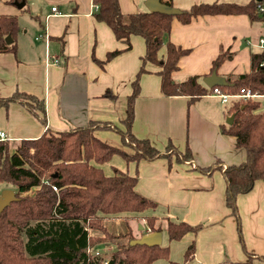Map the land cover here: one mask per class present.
<instances>
[{
    "label": "crops",
    "instance_id": "obj_1",
    "mask_svg": "<svg viewBox=\"0 0 264 264\" xmlns=\"http://www.w3.org/2000/svg\"><path fill=\"white\" fill-rule=\"evenodd\" d=\"M169 1L182 11L200 3L246 4L250 0ZM144 2L118 0L123 14L146 12ZM94 6L93 0H0V16H13L17 24L13 36L8 35L13 49L0 52V132L6 134L10 146H16L47 131H66L89 122L110 126L96 129L94 134L124 130L127 99L137 79L130 131L167 155L127 163L121 159L124 164L118 162L116 169L136 175L135 190L158 204L152 212L161 223L162 238L166 218L202 224L196 234L187 232L175 240L183 257L194 240L189 264L244 262L246 251L264 256V181H255L249 192L236 199L239 234L236 217L225 205L223 173L215 169L245 159V151L235 148L234 138L222 132L229 126L228 107L237 97L229 94L227 102H222L212 91L191 101L184 95L164 96L157 65L146 63V71L138 74L144 39L131 35L128 42L118 40L110 27L95 17ZM263 33L262 23H251L245 14L199 15L188 23L173 19L170 41L190 49L171 74L173 81L198 75L204 85L202 78L211 73L212 61L221 51L231 52L232 57L215 70L217 74L232 79L248 73L250 55L263 51L258 45ZM116 50V55L106 59L107 53ZM163 54L164 48L159 52ZM16 93L18 98L8 100ZM30 95L42 103L43 112L37 108L35 113L26 105ZM257 99L264 106V95ZM168 143L180 157L189 150V158L178 160L166 150ZM138 224L144 226L131 219L125 228L129 225L136 235ZM145 232L151 231L146 227ZM109 246L94 249L102 252ZM252 264H264V257L253 259Z\"/></svg>",
    "mask_w": 264,
    "mask_h": 264
},
{
    "label": "trees",
    "instance_id": "obj_2",
    "mask_svg": "<svg viewBox=\"0 0 264 264\" xmlns=\"http://www.w3.org/2000/svg\"><path fill=\"white\" fill-rule=\"evenodd\" d=\"M93 2L97 6L95 17L104 21L118 40L128 42L131 35L144 39L145 52L138 74L146 71V63L157 65L156 73L164 96L184 95L191 101L211 92L214 87L231 95L246 90L264 95V68L259 66L264 51L250 55L251 69L248 73L232 79L227 77L229 84L226 86L208 88L200 83L198 75L178 83L173 81L171 74L179 69L181 58L187 56L190 49L182 48L169 39L173 19L188 23L199 15L245 14L251 23H262L264 17L258 10L261 1L200 3L175 15L148 11L123 14L118 0ZM161 2L170 5L169 0ZM16 29L15 17L0 16V52L13 49L12 42H5V36L12 37ZM129 46L127 43V48ZM162 48L164 54L160 56ZM118 52L107 53L106 59ZM231 57V52L221 51L212 61L211 71L217 70L224 60ZM133 86L122 121L125 129L117 131L122 143L133 147V153L98 138L94 131L110 126L96 122L66 131H47L38 138L22 141V145L12 151L7 140H0V182L15 186L18 198L0 212V264H102L103 261L106 264H152L161 259L167 264H189L193 258L194 240L186 246L183 260L176 261L169 259L167 245L130 244L136 237L129 225L125 232L118 234L106 231L103 226L106 218L129 213L127 217L146 220L145 228L150 231H162L157 215L144 214L156 209L158 204L135 190L137 176L119 169H114L112 175H106L100 167L115 155L126 163L167 155L147 139L137 138L130 131L137 79ZM18 95L16 93L8 100L18 98ZM25 103L33 112L37 113V108L43 112L42 103L34 96L26 97ZM228 112L234 114V119L231 125L223 127L222 132L234 138L235 148L245 151V159L237 165L217 166L215 169L223 173L225 205L236 217L240 234L236 199L238 195L249 192L255 181H264V106L259 100L237 99L228 107ZM25 148H32L33 152L23 150ZM166 150L174 153L178 160H186L190 156L186 150L180 157L171 143L167 144ZM202 170L209 172L210 168ZM51 186L57 190H52ZM30 190L33 195H20ZM201 228L202 224L191 225L166 218L164 230L169 240H179L185 233L196 234ZM90 230L100 231L103 235L92 236ZM99 245H112L114 249L109 254L102 252L97 256L88 251ZM246 254L244 262L223 260L219 264H252L253 259L264 257L248 251Z\"/></svg>",
    "mask_w": 264,
    "mask_h": 264
},
{
    "label": "rangeland",
    "instance_id": "obj_3",
    "mask_svg": "<svg viewBox=\"0 0 264 264\" xmlns=\"http://www.w3.org/2000/svg\"><path fill=\"white\" fill-rule=\"evenodd\" d=\"M258 97H260V95L256 94L255 96H249L248 98H252V99L258 100L257 99ZM248 98H246V99H248ZM237 99H242V98L238 97V98H236V100ZM262 102L264 103V100H262ZM118 130H121V129H117L116 133H113V132L99 133L98 132L95 135H97V134L101 135L104 138V139L102 138L101 140H104V142H105V139H106V143H108V144H110L112 146L116 145V147L122 148L128 153H133V149L130 148L129 145H127L126 143H122L121 135H120L119 132H117ZM111 137L115 141V145L112 144L113 140L111 139ZM21 145H22V142H20L16 146H12V145L10 146L9 145V149H10V151H12L16 147H19ZM23 150H26L29 153L33 152L32 148H25ZM121 159L122 158H120L117 155H115L111 159L110 163L102 164L101 166H102V168L104 170V173L106 175H112L113 172H114V169L118 168V162L124 164L123 161H122L123 159L122 160ZM120 169L122 170V168H120ZM7 188L13 189L16 192V194H17V189H16L15 186H13V185H11V184H9L7 182H0V194H1V192L4 189H7ZM38 188L39 187H36L37 190H38ZM33 194L34 193H33L32 190L20 193V195H30V196L33 195ZM144 214H155V212H152V210H149V211H146ZM127 215H129V213H127L126 215L110 216V217L106 218L103 221V226H104L105 230L110 232V233H112V234H118V233L125 232L126 231L125 224H127L128 222L131 221V219H133V218L127 217ZM126 218H128V219L126 220ZM135 221L136 222H141L144 225L142 230L139 229V225L140 224H138L136 226L137 230H135V232L137 234L135 235V237L138 238L140 235H142L145 232V229H146L145 225L147 224V221L146 220H140L139 221L136 218H135ZM139 232H141L140 235H138ZM89 233L92 234V236H102L103 235L100 231H97V230H90ZM160 245H162V246L168 245L169 246V250H170L169 259L170 260L181 261L183 259V256L181 254V247L179 245H177L175 240H169L168 239L165 230H163V238H162V243ZM103 246H107V245H103ZM113 249H114V247L112 245H110L107 249H105V251L103 250L102 252H103V254H109V252H111L110 250H113ZM166 263H167L166 260H162L161 259V260L154 261L152 264H166Z\"/></svg>",
    "mask_w": 264,
    "mask_h": 264
},
{
    "label": "water",
    "instance_id": "obj_4",
    "mask_svg": "<svg viewBox=\"0 0 264 264\" xmlns=\"http://www.w3.org/2000/svg\"><path fill=\"white\" fill-rule=\"evenodd\" d=\"M261 1V0H257ZM18 3V2H16ZM23 3V2H21ZM22 5V4H17ZM144 5L147 8L148 12H159L163 14L175 15L179 14L181 11L171 5L165 4L161 2V0H145ZM6 43L11 42L10 36H6L5 38ZM202 82L208 88L213 86H226L229 84L224 76H221L216 73L215 70H212L210 74L204 76L202 78ZM234 119V114H231L229 117L226 118V123L231 125ZM18 199L15 196V191L11 188L4 189L0 194V212L4 207H6L10 202ZM143 226L140 224L139 229L142 230ZM162 238V231H151V232H144L138 238L132 239L130 244H139V245H146V246H153V245H160Z\"/></svg>",
    "mask_w": 264,
    "mask_h": 264
},
{
    "label": "built area",
    "instance_id": "obj_5",
    "mask_svg": "<svg viewBox=\"0 0 264 264\" xmlns=\"http://www.w3.org/2000/svg\"><path fill=\"white\" fill-rule=\"evenodd\" d=\"M261 2L262 3H260L258 5V10H259L260 14H262V16L264 17V0H262ZM94 8L97 9V6L95 5ZM52 10H55V7H52ZM262 27L264 29V21L262 22ZM258 45L264 51V33L262 34V36L259 37V39H258ZM54 61H57V59L55 58ZM259 66H261V67L264 68V56L261 59ZM212 93L219 95V97H220V99H221L222 102H227L228 98L231 97V96L232 97H237V98L239 97V98H242V99H246L249 96H255L256 95V93H252L250 90H246V91L242 92L241 94H236V95H231L230 96L229 94L220 91L217 87H214L212 89ZM6 138H7L6 137V134L4 132H0V140H6ZM51 187H52V190H54V191L57 190V188L55 186H51ZM88 251L90 253L96 255V256L97 255H100L102 253V252H100V251H98L96 249H93V248L88 249ZM102 264H106V261H103Z\"/></svg>",
    "mask_w": 264,
    "mask_h": 264
}]
</instances>
